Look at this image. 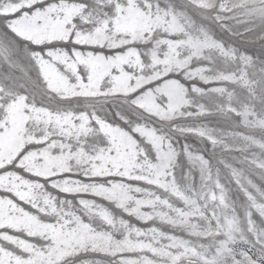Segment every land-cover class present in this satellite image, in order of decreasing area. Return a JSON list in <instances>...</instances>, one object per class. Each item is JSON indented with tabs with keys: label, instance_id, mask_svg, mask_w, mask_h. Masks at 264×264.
Listing matches in <instances>:
<instances>
[{
	"label": "snow or ice",
	"instance_id": "6c2138e0",
	"mask_svg": "<svg viewBox=\"0 0 264 264\" xmlns=\"http://www.w3.org/2000/svg\"><path fill=\"white\" fill-rule=\"evenodd\" d=\"M0 264H264V0H0Z\"/></svg>",
	"mask_w": 264,
	"mask_h": 264
}]
</instances>
